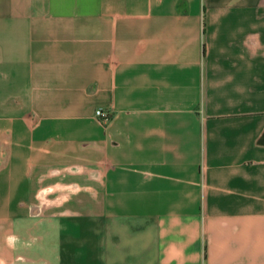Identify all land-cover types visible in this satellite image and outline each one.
<instances>
[{
	"label": "crops",
	"instance_id": "crops-1",
	"mask_svg": "<svg viewBox=\"0 0 264 264\" xmlns=\"http://www.w3.org/2000/svg\"><path fill=\"white\" fill-rule=\"evenodd\" d=\"M33 258L264 264V0H0V264Z\"/></svg>",
	"mask_w": 264,
	"mask_h": 264
},
{
	"label": "built area",
	"instance_id": "built-area-1",
	"mask_svg": "<svg viewBox=\"0 0 264 264\" xmlns=\"http://www.w3.org/2000/svg\"><path fill=\"white\" fill-rule=\"evenodd\" d=\"M95 116L98 117L103 123H107L110 120V114L100 108L95 111Z\"/></svg>",
	"mask_w": 264,
	"mask_h": 264
},
{
	"label": "rangeland",
	"instance_id": "rangeland-1",
	"mask_svg": "<svg viewBox=\"0 0 264 264\" xmlns=\"http://www.w3.org/2000/svg\"><path fill=\"white\" fill-rule=\"evenodd\" d=\"M31 245H32V243H31ZM26 264H41V263L39 262V260L33 258V260H31V261H27Z\"/></svg>",
	"mask_w": 264,
	"mask_h": 264
}]
</instances>
